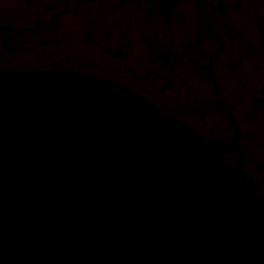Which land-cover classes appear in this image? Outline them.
Returning a JSON list of instances; mask_svg holds the SVG:
<instances>
[{
	"label": "water",
	"instance_id": "water-1",
	"mask_svg": "<svg viewBox=\"0 0 264 264\" xmlns=\"http://www.w3.org/2000/svg\"><path fill=\"white\" fill-rule=\"evenodd\" d=\"M109 80L0 69V264H264V195Z\"/></svg>",
	"mask_w": 264,
	"mask_h": 264
},
{
	"label": "flooded vegetation",
	"instance_id": "flooded-vegetation-1",
	"mask_svg": "<svg viewBox=\"0 0 264 264\" xmlns=\"http://www.w3.org/2000/svg\"><path fill=\"white\" fill-rule=\"evenodd\" d=\"M0 69L119 84L221 139L264 195V0H0Z\"/></svg>",
	"mask_w": 264,
	"mask_h": 264
}]
</instances>
